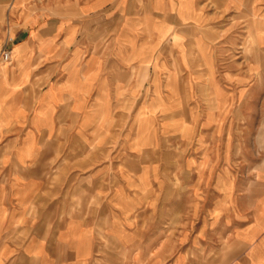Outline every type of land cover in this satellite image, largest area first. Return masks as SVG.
Instances as JSON below:
<instances>
[{
  "label": "rangeland",
  "instance_id": "1",
  "mask_svg": "<svg viewBox=\"0 0 264 264\" xmlns=\"http://www.w3.org/2000/svg\"><path fill=\"white\" fill-rule=\"evenodd\" d=\"M62 3L72 7L76 2ZM248 7L255 15H247ZM69 10L48 15L79 18ZM119 18L121 27L115 28ZM250 18L264 20V0H109L80 18L97 22L100 54L92 61L98 66L97 90L67 91L56 106L40 110L44 88L58 80L62 64L54 75L34 77L39 90L24 96L12 91V80L0 85V103L24 99L30 107L21 108L27 115L18 124H9L11 118L4 123L0 117V164L11 163L17 150L27 148L35 156L26 164L42 169L34 172L36 181L52 183L35 189L23 213L27 221L21 224L45 236L44 245L50 249L52 234L61 232L63 240L68 239L76 223L82 229L80 244L86 249L82 264H227L237 248L222 234L224 220L211 217L225 206L217 204V197L231 190L219 185L233 178L236 125L224 124L219 135L208 133L204 120L208 101L200 83L186 91L191 96L187 103L171 106L169 70L177 64L186 81L185 68L191 65L182 59L186 55H167V41L153 47L146 43L155 44V30L148 24L153 20L166 24V40H173L174 35L188 32L179 24L181 19L194 21L200 32L208 25L217 29L218 24L241 25ZM1 19L0 40L8 32V13L3 12ZM127 28L128 34L123 33ZM6 37L9 44L11 38ZM121 40L128 42L130 52L123 60L116 57L125 51ZM4 44L0 52L9 51ZM138 47L143 49L135 56ZM8 60L0 55V61ZM243 60L237 59L233 66L237 68L239 62L243 66ZM256 62L258 73L251 83L264 84V60ZM63 71L67 74L64 83L59 79L62 85L78 81L74 69ZM245 96L252 101L254 113L264 108V92L253 90ZM37 114L45 118L40 127L47 130L38 129L30 136L31 118ZM0 170V179H7V166ZM238 206L246 211L243 201ZM2 264L46 263L18 254ZM47 264L72 262L61 259Z\"/></svg>",
  "mask_w": 264,
  "mask_h": 264
},
{
  "label": "crops",
  "instance_id": "2",
  "mask_svg": "<svg viewBox=\"0 0 264 264\" xmlns=\"http://www.w3.org/2000/svg\"><path fill=\"white\" fill-rule=\"evenodd\" d=\"M74 1L76 3L68 7L62 0H52L53 3H50V0H0V24L2 13L7 12L6 35L11 38L9 44L6 35L0 40V49L4 43L9 49V60L0 61V85L11 83L12 80L14 85L12 91L22 93L24 96L25 92L39 90L35 87L38 85L37 81L32 82L34 77H45L50 74L49 72L54 75L56 68L59 69L62 64L63 73L58 80L48 82L44 88L40 110L56 106L67 91L75 92L82 88L90 91L98 89L96 83L98 66L92 64V61L99 59L100 54L97 22L90 20L84 22L80 18L84 14L94 13L109 0H86L81 3ZM68 10L79 14L80 16L77 15L79 18L69 20L62 14L58 18H50L48 15V12L64 13ZM247 13L248 16L255 15L253 7H248ZM119 20L120 18L117 19L115 28L121 27ZM123 21L125 20L122 19ZM229 22L230 25H227L228 22H225V25L218 24L217 29L211 25L206 28L200 27V33L194 21L185 22V19H181L179 24L188 32L174 35L173 40H166L168 26L153 20L148 24H152L155 30L152 32V35H155L153 39L155 44L147 42L145 38L144 42L153 47L167 41L170 48L167 55H186L182 59L187 65H191L185 68L186 81L182 76L183 69L177 64L169 70L171 106H182L187 103V98L191 96L186 91L190 92L194 85L200 83L201 91L206 94L205 99L208 101V113L204 119L205 125H209L206 129L208 133L219 135L224 124L236 125L233 134L237 160L234 164L233 178L227 179V183L218 181L222 182L219 187L225 186L233 190L217 197V204L225 206H221L211 218L216 216L217 220H224L222 234L231 242V246L237 248L227 264H264V108L257 114L254 113L250 109L252 101L245 96L253 90L264 92L263 83L259 85L251 83L258 73L256 60L258 58L264 60V20L257 22L250 18L241 25ZM122 31L128 34V28ZM121 46L125 51L116 57L123 60L126 59V55H130L128 42L121 40ZM140 48L133 52L135 56L140 55ZM160 49L157 52L161 51ZM159 55L163 53L160 52ZM229 57L232 59L227 62ZM239 58H243L245 64L240 66L239 62L235 68L233 65ZM82 60L88 62L90 60L89 65L82 64ZM230 65L234 70L229 69ZM87 67L90 68L89 71ZM66 68H71V71L74 69L78 78L76 83L68 86L61 84L66 79L67 73L63 71ZM243 68L245 71H242ZM235 81L241 83L235 85ZM23 101L25 100L21 99L18 102L7 99L5 104L0 103V107L6 110L0 112V117L7 118L3 119L4 123H8L9 118H11L9 124H18L26 119L27 114H23L21 108L30 110V107ZM44 119L39 114L31 118V123L34 124L31 128L33 131L27 134L31 136L38 129L46 131L45 127H40ZM27 152V148L17 150L11 163L0 164L1 169L7 166V179H0V264L3 260L15 258L18 254L25 260L34 259L46 264L53 261L58 263L61 259H68L72 264H82V254H85L86 249L81 246L82 229L79 225L76 226V223L73 224L72 234L70 233L68 239L63 240L61 232L52 234L50 249L44 245L45 236L38 231L34 235L28 224L24 225V222L21 224V221H27L23 219L25 217L23 213L27 212V204L33 200L35 189L52 185L51 181H36L34 172H41L42 169H34L26 164L35 156L32 151V154ZM10 172L14 173L13 178H9ZM239 201L244 202L246 211L240 210ZM223 210L225 214L221 215ZM14 211L20 215L15 216Z\"/></svg>",
  "mask_w": 264,
  "mask_h": 264
},
{
  "label": "built area",
  "instance_id": "3",
  "mask_svg": "<svg viewBox=\"0 0 264 264\" xmlns=\"http://www.w3.org/2000/svg\"><path fill=\"white\" fill-rule=\"evenodd\" d=\"M1 55H3V58L7 60L9 58V51L3 50L1 52Z\"/></svg>",
  "mask_w": 264,
  "mask_h": 264
},
{
  "label": "bare ground",
  "instance_id": "4",
  "mask_svg": "<svg viewBox=\"0 0 264 264\" xmlns=\"http://www.w3.org/2000/svg\"><path fill=\"white\" fill-rule=\"evenodd\" d=\"M152 48V47H151ZM221 99H223V98H221ZM84 249V248H83Z\"/></svg>",
  "mask_w": 264,
  "mask_h": 264
}]
</instances>
